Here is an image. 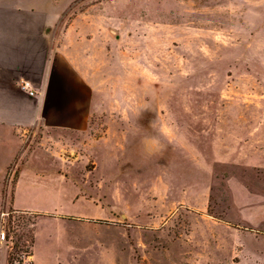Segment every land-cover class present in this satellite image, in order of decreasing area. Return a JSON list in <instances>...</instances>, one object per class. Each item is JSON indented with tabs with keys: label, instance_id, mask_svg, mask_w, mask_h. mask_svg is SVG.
<instances>
[{
	"label": "rangeland",
	"instance_id": "rangeland-1",
	"mask_svg": "<svg viewBox=\"0 0 264 264\" xmlns=\"http://www.w3.org/2000/svg\"><path fill=\"white\" fill-rule=\"evenodd\" d=\"M20 3L102 48L86 134L0 126V264H264V0Z\"/></svg>",
	"mask_w": 264,
	"mask_h": 264
},
{
	"label": "crops",
	"instance_id": "crops-1",
	"mask_svg": "<svg viewBox=\"0 0 264 264\" xmlns=\"http://www.w3.org/2000/svg\"><path fill=\"white\" fill-rule=\"evenodd\" d=\"M47 14L55 13L0 0V126L10 131L12 143L20 130L81 136L91 125L96 78L91 61L102 48L99 29L87 36L86 26L73 22L55 36V27L42 18ZM11 151L8 161L0 152V175L15 163L18 149ZM18 180L12 206L27 209L16 204Z\"/></svg>",
	"mask_w": 264,
	"mask_h": 264
},
{
	"label": "built area",
	"instance_id": "built-area-1",
	"mask_svg": "<svg viewBox=\"0 0 264 264\" xmlns=\"http://www.w3.org/2000/svg\"><path fill=\"white\" fill-rule=\"evenodd\" d=\"M29 95L34 96V92L29 91ZM6 241V235L4 231H0V242ZM13 264H32L31 263V255L25 254L22 258L14 261Z\"/></svg>",
	"mask_w": 264,
	"mask_h": 264
},
{
	"label": "clouds",
	"instance_id": "clouds-1",
	"mask_svg": "<svg viewBox=\"0 0 264 264\" xmlns=\"http://www.w3.org/2000/svg\"><path fill=\"white\" fill-rule=\"evenodd\" d=\"M144 144L146 150L149 151H155L159 147V142L155 138H146Z\"/></svg>",
	"mask_w": 264,
	"mask_h": 264
},
{
	"label": "trees",
	"instance_id": "trees-1",
	"mask_svg": "<svg viewBox=\"0 0 264 264\" xmlns=\"http://www.w3.org/2000/svg\"><path fill=\"white\" fill-rule=\"evenodd\" d=\"M14 212H15V213H16V212L18 213V211H16V210H15ZM20 238H21V236L19 237V239H20ZM33 242H34V239L31 240V246L33 245Z\"/></svg>",
	"mask_w": 264,
	"mask_h": 264
}]
</instances>
